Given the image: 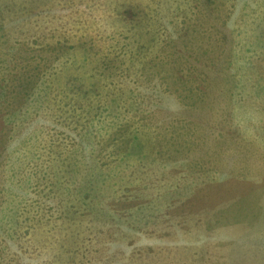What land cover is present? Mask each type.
<instances>
[{"label":"rangeland","instance_id":"rangeland-1","mask_svg":"<svg viewBox=\"0 0 264 264\" xmlns=\"http://www.w3.org/2000/svg\"><path fill=\"white\" fill-rule=\"evenodd\" d=\"M0 264H264V0H0Z\"/></svg>","mask_w":264,"mask_h":264}]
</instances>
